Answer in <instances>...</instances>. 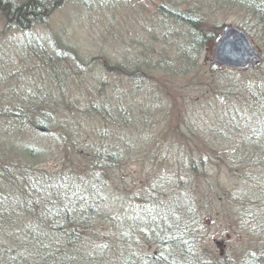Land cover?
<instances>
[{
	"label": "rangeland",
	"instance_id": "rangeland-1",
	"mask_svg": "<svg viewBox=\"0 0 264 264\" xmlns=\"http://www.w3.org/2000/svg\"><path fill=\"white\" fill-rule=\"evenodd\" d=\"M99 1L103 2L62 0L61 4L52 8L44 7L38 14L41 18L36 25L31 24L32 30L24 32L16 30L6 20L5 11L0 10V72L4 73L3 68L7 69L4 66L6 62L2 63L3 58H6L7 64L15 67L13 71L29 75L30 79L46 74L43 59L31 53L21 57L24 52L20 48L27 47L28 42H32L29 40L33 39L38 41L42 38L41 41L45 42L48 37L46 35L51 32L62 33L64 36L66 28L70 31L69 36L76 42L75 50L80 48L77 44L82 43L88 53L116 54V48L120 46L118 40H122L123 50L120 51L123 61L128 64L126 67L130 66L129 74L133 76V80L126 82L119 75H96L106 83L114 82L112 87L118 90L124 105L123 111L126 112L125 117H131L128 125L136 124L140 127V131L130 132L131 137L142 135L145 140L149 139V142H141L140 148L144 155L154 159L152 164L147 161L145 166L126 167V175L121 176L128 183L127 191L136 192L133 195H136L137 202L148 197L153 199V205L161 204L162 207L154 206L153 211L145 202L142 207L156 217L158 225L164 223L165 210L170 211L167 217L177 218L178 214H184L190 219L188 228L183 227V223L187 226V219L183 223L177 221L182 233L184 231L185 234V230L190 229L187 240L195 243L191 251L195 258L192 257L191 263L187 264H250L248 260L254 252L264 251V156L256 159L251 157L247 166L242 164L240 156L246 153L245 148H250L253 144L247 142L251 139L247 134L252 132L254 138L258 134L257 130L245 132L246 126L251 125L250 118L259 114L264 117V35L263 41L255 40L253 43L263 55L262 64L256 71H213L210 68L211 44L182 59L185 40L180 38L179 33L186 32L185 27L164 19L160 13L161 8L174 13L175 6L185 12L190 10L184 6H202L200 22L204 18L210 20L204 30L219 35L222 30L216 29L218 25H236L245 18L239 9H232V3H229L231 9H220L221 13L213 18L207 2L214 0H122L119 1L121 4L112 0L108 6L101 3L103 7L96 5ZM214 4L216 9L222 6ZM226 5L228 6V0ZM122 15L126 17L125 24ZM44 19L48 23L47 27H42ZM109 20L118 25L121 33L118 34L119 39L111 38L116 31ZM248 26L250 32L255 34L251 27L253 25L248 23ZM167 31H171L170 34H166ZM71 38L67 39L65 36V40H62L65 42ZM149 51L154 53L149 54ZM25 59L28 63L24 65ZM165 61L170 64L165 65V69L155 66L156 62ZM98 62L107 64L101 57ZM108 66L114 68L112 64ZM247 82L252 86L249 91L242 87ZM91 83L97 87L95 82ZM72 88H75L77 95L86 96L83 94L87 89L86 83L72 84ZM242 90L244 94L241 96ZM251 95H258L257 103L252 101ZM10 98H6L7 103L0 108V112L9 109ZM157 110L161 112L160 115L153 113ZM130 113L135 117L132 118ZM149 113L152 116L149 118L151 122L146 124L145 117L150 116ZM158 116L161 117L160 124L156 122ZM4 117L0 116V121ZM123 122L120 121V124ZM237 125L240 126L238 133L235 130ZM91 128L92 125H84L82 134H86L90 141L94 137L102 138V129ZM147 132L150 134H146ZM31 136V130L28 133L22 132L16 141L12 140L4 148L0 146V160L9 159L13 164L24 165L26 152L30 150L27 146H33ZM119 141L112 137L105 144L117 150ZM51 155L49 153L43 156V160L37 159L40 166L33 169L41 168V161L46 160L47 165L52 159ZM83 156H90V151L80 150V154L74 159L76 167L84 165ZM55 157L61 159L60 151ZM53 165L52 163L50 166ZM138 178L142 183L136 182ZM29 179L27 176L23 180ZM25 187L29 188L28 185ZM141 205L138 203L136 206ZM170 208L179 211L172 213ZM171 224L168 222V226ZM104 230L105 228L102 231ZM118 234L119 238L123 235L121 232ZM149 242L146 243L147 247H141L144 252L148 250V254L153 256L152 264H160L161 258L156 256V245Z\"/></svg>",
	"mask_w": 264,
	"mask_h": 264
},
{
	"label": "trees",
	"instance_id": "trees-1",
	"mask_svg": "<svg viewBox=\"0 0 264 264\" xmlns=\"http://www.w3.org/2000/svg\"><path fill=\"white\" fill-rule=\"evenodd\" d=\"M226 1L207 2L213 18L221 13L220 9H231L229 3H232V9H239L245 17L237 26L243 28L254 41H263L264 0H228V6ZM61 2L62 0H0V10L5 11L6 20L16 30L24 32L32 30L31 26L41 18L38 14L44 7L52 8ZM110 2L112 0H103L96 5L103 7V3L108 6ZM21 3L24 5L18 8ZM214 3L222 6L216 9ZM191 6H184L190 10L188 12L178 6H175L174 13L167 12L164 7L160 12L167 21L185 27L186 32L179 33V37L185 40L182 59L191 56L197 49L209 46L218 36L204 30L210 20L204 18L200 22L202 6ZM121 17L125 24V15ZM42 22V27H47V21L44 19ZM109 23L114 25L117 35L112 33L111 38L119 39L118 34L121 33L118 25L111 20ZM248 23L253 25L251 27L255 34L250 32ZM224 25H218L216 29L221 30ZM69 32L68 28L64 36L62 33L51 32L46 35L48 37L45 42L41 41L42 38L38 41L29 40L35 42H28L27 47L20 48L24 52L21 57L31 53L43 59L46 74L38 75L31 83L23 78L24 74L18 70L13 71L15 67L12 64L10 66L6 63L4 66L7 69L3 68L4 73L0 72V95L2 88H6L11 97L9 109L0 112V116H5L0 121V146L4 148L12 140L16 141L22 132H33L30 138L33 146H27L30 150L26 152L24 165L13 164L9 159L0 160V264H152L153 256L142 248L147 247L146 243L149 241L156 245V256L161 258L160 264L191 263L194 257L191 251L195 243L187 240L190 229L185 230L187 233L184 234L179 228L180 223L186 219L187 226L183 223V227L188 228L190 219L184 214H178L177 218L167 217L170 211L165 210L164 223L158 225L156 217L142 207L145 202L153 211V208L155 210L161 204L153 205V199L148 197L137 202L136 195H133L136 192L127 191L128 183L121 176L126 175L124 171L130 165L145 166L147 161L151 164L154 161L144 155L140 148L143 142L150 140H145V136L141 140L137 136L131 137L130 132L140 131V127L136 124L128 125L131 117H125L126 112L123 111L124 105L118 90L112 87L114 82L106 83L96 75H119L126 82L133 80V76L129 74L130 66L126 67L127 63L123 61L120 51L122 40H118L120 46L116 48V54L88 53L82 43L77 44L80 48L75 50L76 42L69 36ZM65 36L67 39L71 38L69 40L72 42H63ZM153 53L149 51V54ZM100 57L107 64L98 62ZM3 59L4 64L6 60ZM26 63L27 59L23 64ZM109 64L114 68L109 67ZM165 65H170L169 61L155 64L162 70ZM91 82H95L97 87ZM77 83H86L87 89L84 88L86 91L82 92L86 96L75 93L72 84ZM242 87L245 91L252 89L249 82ZM244 90L239 93L241 96ZM222 91L225 92L224 89ZM250 97L257 103L258 95ZM0 103L2 108L7 100L0 97ZM161 110L163 111L162 108ZM129 111L133 112V109ZM153 113L161 114L159 110ZM130 114L132 118L135 117L133 113ZM151 117H145L146 124L151 122ZM250 119L251 125L246 126L245 132L257 130L258 134L255 138L252 137V132L247 134L251 138L247 142H252L254 146L251 143L252 147L245 148L244 157L240 156L242 159H247V156L253 159L264 156V124L261 122L264 117L259 114ZM160 120L161 117L158 116L156 122L160 124ZM120 121L124 122L120 124ZM86 124L92 125L91 129H102V138L98 136L90 141L86 134H82ZM235 130L238 133L240 126L237 125ZM112 137L120 140L117 150L105 144ZM81 149L89 150L90 156H83L84 165L76 167L74 159ZM58 151L62 156L60 160L55 157ZM49 153L52 154V159L46 165V160H41ZM40 158L41 168L34 170L36 166H40L37 160ZM35 161L38 163L35 164ZM52 163L54 165L50 166ZM27 176L30 179L23 180ZM139 181L142 183L140 178L136 180ZM138 203L142 205L137 207ZM177 211L171 210L172 213ZM157 215L161 216L160 213ZM168 222L172 224L168 226ZM119 232L123 233L120 238ZM248 263L264 264V251L254 252Z\"/></svg>",
	"mask_w": 264,
	"mask_h": 264
},
{
	"label": "water",
	"instance_id": "water-1",
	"mask_svg": "<svg viewBox=\"0 0 264 264\" xmlns=\"http://www.w3.org/2000/svg\"><path fill=\"white\" fill-rule=\"evenodd\" d=\"M260 64L259 54L248 36L241 30L227 26L213 45L211 69H233L246 71L256 69Z\"/></svg>",
	"mask_w": 264,
	"mask_h": 264
},
{
	"label": "bare ground",
	"instance_id": "bare-ground-1",
	"mask_svg": "<svg viewBox=\"0 0 264 264\" xmlns=\"http://www.w3.org/2000/svg\"><path fill=\"white\" fill-rule=\"evenodd\" d=\"M14 1H16V0H14ZM21 1H22V0H21ZM21 1H20V2H21ZM119 1H122V0H118V2H119ZM23 2H24V1H23ZM119 4H121V2H119ZM22 5H24V3H21L20 6H18V8H21ZM170 32H171V31H167L166 34H170ZM33 40H35V39H33ZM32 42H35V41H32ZM26 54H27V53H26ZM22 57H24V56H22ZM5 60H6V63H7V59H6V58H5ZM25 60H26V59H25ZM23 78H24L26 81H29L30 83L32 82V81H31L32 79L29 78V75H25ZM2 89H3V92H2V94L0 95V97H1V98H4L5 100H6L7 97L10 98V95H8V94H9L8 90H7L6 88H2ZM137 139L141 140V139H143V136H142V135H137ZM248 158H250V157L247 156V159L245 158L246 160L243 159L242 164L244 163L245 166H247V162H248V163L250 162V161H247ZM183 239H184V238H183ZM184 241H185V239H184Z\"/></svg>",
	"mask_w": 264,
	"mask_h": 264
}]
</instances>
